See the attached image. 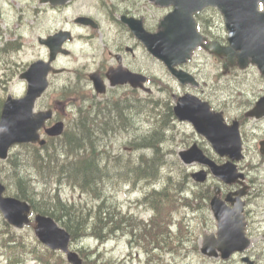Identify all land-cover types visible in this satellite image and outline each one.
I'll use <instances>...</instances> for the list:
<instances>
[{
	"label": "trees",
	"instance_id": "trees-1",
	"mask_svg": "<svg viewBox=\"0 0 264 264\" xmlns=\"http://www.w3.org/2000/svg\"><path fill=\"white\" fill-rule=\"evenodd\" d=\"M76 97L84 100L82 94H78ZM109 102L96 104L92 110L87 107L78 110L76 119L73 121L74 126L70 127V130H77V135H71L70 131L66 132L58 145L63 152L61 154L64 157L63 160L55 152L57 146L49 149L45 147L44 151L25 146V153L21 157L11 158L6 164L7 170L2 174L6 178L4 181L8 187L7 191L10 196L29 202L34 213L54 218L68 231L74 244L84 236H92L100 241L116 236L114 229L118 231L121 228L120 225L118 227L113 225L116 220L110 215L112 213L117 221L122 225L124 223L128 229H121L118 232L123 233L125 230L127 233L129 231L130 235H136L135 243H139L137 228L146 235L145 238L149 239L147 243H141L144 248L150 245L157 249H164L165 245L170 244L169 249H176L177 244L170 243L168 229L162 224L165 223V215L169 213L167 207L174 204L172 191L181 189L183 180L179 176H175L176 174H161L160 167L165 163L163 154L158 153L160 137L140 136L139 142L136 140L132 142L137 147L150 149L153 153L152 157L140 155L139 163H133L130 159L125 161L119 159L120 157L110 159L104 156L107 154L105 150L107 146L101 140L106 136L105 134L107 133V136L111 133L117 134L122 123L120 121H123L124 118L130 119L133 113L136 111L141 113V109H143V104L134 97L120 96L109 100ZM115 102H118V106ZM148 115L154 118V114ZM79 129L84 133L81 139H79L81 136L78 132ZM28 169L37 173L35 176L46 185V188L35 193L31 176L25 174ZM117 175L133 185L138 181L140 183L151 182L154 185L160 183V192L149 189L148 194H144L147 196L145 198L147 204L155 211L152 221L148 225L145 226L132 219L129 221L121 219L118 217L116 204L105 197V181ZM172 176L175 177L171 178ZM0 178L3 177L0 176ZM60 179L74 189L83 192L86 200L90 202V207L87 208L88 204L85 205L81 202L82 200L70 205L66 204L59 200L56 193H51L48 184L52 186L51 183ZM183 230L180 231L183 232ZM183 234L187 235L186 232ZM179 243H181L180 240H178ZM78 252L86 258L85 264H95V260L90 259L92 252L88 248L81 247ZM29 257L33 258L37 264H66L60 255L41 248L30 237L15 232L0 216V258L10 264Z\"/></svg>",
	"mask_w": 264,
	"mask_h": 264
},
{
	"label": "water",
	"instance_id": "water-1",
	"mask_svg": "<svg viewBox=\"0 0 264 264\" xmlns=\"http://www.w3.org/2000/svg\"><path fill=\"white\" fill-rule=\"evenodd\" d=\"M55 3H64L65 0H54ZM161 6L173 5L174 11L162 23L163 31L155 36L145 35L140 25L135 22H128L129 27L136 36L146 44L148 49L159 57L168 58L169 51L175 50L173 54L181 55L182 49L175 43L173 36L191 37L193 35L192 23L190 20L191 13L199 8L205 2H214L223 4L219 5L220 10L227 21L229 27V42L230 49H241L244 53H249V48L257 50L254 57L261 58L262 64L258 67L264 74V14L256 12V3L258 0H155ZM177 22L171 30L172 25ZM236 28V30H234ZM174 31V32H173ZM63 39V35L58 34L55 37L46 40L44 43L49 46L51 58L58 52V48H54L52 41ZM258 47V48H257ZM187 52V51H186ZM181 61L186 57V53L182 54ZM245 55V54H244ZM246 56V55H245ZM173 62H169L171 64ZM50 70L48 64L41 62L32 65L29 71L23 76L28 81V92L26 97L21 101L7 100L3 106L0 116V159L7 157L8 148L15 143L38 142L43 145V141H39L37 131L44 126L46 119L50 118V112L32 113L34 101L41 95L46 88V75ZM176 76L180 81H185L184 75L177 73ZM112 85L123 84L130 81L132 84L136 81L143 82L144 79L132 74H117L112 75ZM95 89L97 92L104 91L99 81L94 80ZM260 104L257 108L261 109ZM256 108V109H257ZM261 111V110H258ZM176 115L180 119H190L191 112L185 105L179 104L175 108ZM264 114L260 112L258 116ZM191 120V119H190ZM207 121L195 123L197 131L204 135L211 143L213 149L220 156H227L229 162L225 165L216 167L213 163L204 158L201 153L195 152L191 148L183 157L185 163L197 161L211 168L212 173L230 184L238 177L243 178V175L236 174L233 161H238L241 158V142L236 126L232 127H207ZM61 125H56L48 131L49 134H59ZM203 181L204 174H201ZM4 187L0 184V212L5 220L17 227L21 228L24 224L29 223L27 215L29 207L25 202L18 201L15 198H2ZM215 217L218 219V243L220 250L228 247L226 253L222 254L223 258H227L232 251L244 250L248 242L244 239L243 228L244 224L238 212H230L222 207L216 199L211 202ZM224 208V209H223ZM34 232L38 239L46 246L52 249H60L64 252L68 248L69 237L48 218H35ZM214 248V241L204 240L203 253L215 255L210 247ZM223 251V250H222ZM68 260L73 264H79L76 257L68 253Z\"/></svg>",
	"mask_w": 264,
	"mask_h": 264
},
{
	"label": "rangeland",
	"instance_id": "rangeland-1",
	"mask_svg": "<svg viewBox=\"0 0 264 264\" xmlns=\"http://www.w3.org/2000/svg\"><path fill=\"white\" fill-rule=\"evenodd\" d=\"M148 4V1L144 3V0L140 1V6H137L140 8V11L146 12V26L151 30L155 31L157 28V25L159 23V19L161 15L165 12L163 9L160 8H155V9H147L143 6ZM37 6H40L37 1L35 0H0V12L2 11L3 14L0 16V28L5 29L8 25L12 29H17V26H15V17L16 14L21 12L20 8H23L24 11L27 13H30V11L33 8H36ZM88 1L87 0H77L75 6L68 10L67 12L61 11L58 13H52V12H46L43 16L42 15H37V17H34L30 15L29 17H24V15H21V19L23 21V24H27L26 27L23 29L22 34L24 38L28 41V44H25V46L22 48L20 53L17 55H13L11 57H5L4 61L6 64H14V62L17 64L18 69L20 70L22 65L34 58L44 56V50L41 49L36 43L33 45H29L30 43L33 42V37L35 38L37 34L46 32L47 30H51L54 28L66 26L69 23H71V16L74 13L78 12H86L88 10ZM138 16H140L138 14ZM163 16V15H162ZM33 20V22H32ZM42 22L40 24L39 29H33L32 27L37 21ZM216 29H219V26L217 23H215ZM222 28V27H221ZM38 38V37H37ZM111 38H109L110 40ZM94 48H101L100 45V40L98 39L96 41V45ZM72 50V56L70 58L64 59L60 62V64H63V66L69 68L70 70H75V69H82V70H89L91 69V62L89 60V55H88V46L82 45L80 42L79 44L75 43V46L71 49ZM144 69L145 71L151 72L152 75L155 76H160L163 79L164 77V69L163 67L156 61L153 60H148L146 56L142 55L141 59V67L140 69ZM202 68L204 70H201L199 73V77L203 79V81L207 85H212L211 83L212 80H214L213 75L215 74V68L214 63L205 61L202 62ZM201 69V67L199 68ZM2 73L0 72V75ZM235 71H231L228 74L224 75L226 77L222 78V81L228 79L230 76L234 75ZM237 74V73H236ZM72 75H62V76H53L51 79V86L45 95L43 99H41L38 104L36 109H39L42 106H45L49 103L52 102L54 98H58L60 95V90L61 88L66 84L67 81L72 80ZM239 80H243L242 84L237 85L238 88L234 87L233 85L229 84L228 82L223 83L220 82L219 86L221 89H223L220 92L217 93L218 97V109L220 110H230L231 107L234 108L233 114H237V109L242 107L244 104L247 102L251 101L252 95H255L259 89H264V80L259 77V74L257 73L256 69L250 68L247 71L241 72L238 78L236 79V82ZM225 84V85H224ZM231 85V86H229ZM83 87L85 89V82H83ZM224 87H230L234 90L233 96L231 94H227V91ZM8 90L9 92H12L14 94L19 95L23 91V84L19 83L17 78H16V73L15 76L13 77L12 81L8 85ZM87 90V89H85ZM122 91H112L111 93H108L107 97H99V100H105L109 98L110 96H113L115 94H120ZM155 96L156 97H163V89L161 87H156L155 88ZM228 102V103H226ZM217 105V104H216ZM215 105V106H216ZM217 107V106H216ZM127 111V109H126ZM75 112V110H74ZM129 112V110L127 111ZM68 119L71 120L73 119V116H70V111L68 113ZM140 115L136 116L135 118V125H132V120L131 118H124L123 121H120L121 127L118 129V133L113 135V133L109 134L107 136V133L105 134L106 136L103 138L102 143H105L107 146L106 150L109 155H113V153L119 152V150L125 146L128 145V140L130 139L131 136L133 135H142L145 134V131H148L150 129V126L146 122H142V118L144 116V112L139 113ZM70 123V122H69ZM132 125V126H131ZM253 125V123L251 124ZM259 130H257V134H262L264 131V123L260 124ZM134 129V130H132ZM131 130L128 134H124L125 131ZM126 131V133H127ZM74 130H70V133H73ZM123 133V134H122ZM163 151H166V147H162ZM112 149V150H111ZM179 148H174V151H177ZM126 152L127 157H133L136 158L138 157L141 153H145L148 156H151L152 153L150 151H131L127 147V149H124ZM114 151V152H112ZM116 151V152H115ZM168 163V162H167ZM170 164L168 165L169 167H172V164L181 167L184 172L188 173L191 172L193 169L196 168L195 165L191 166H185L182 165L180 162H169ZM248 167L249 169V163L243 164ZM255 165V164H254ZM186 170V171H185ZM252 174V173H251ZM248 174V176H251L253 179L254 177L256 180L261 183V188L264 190V164L260 167L258 170L257 174ZM32 180L36 179L37 182V177H35L33 174L30 175ZM109 181H106V190H110L108 192V196H111V199L109 198L110 201L115 202L118 206L121 203V208L125 212L127 210H130L131 207H133L136 210L137 215H141L142 209H136L134 206L136 195H134V192H138V189L136 187L130 188L129 186H122V184H119L117 181L112 182L114 180L108 179ZM216 180L214 178H210L209 183H215ZM130 188V190H127L126 188ZM190 187L193 188L192 184H190ZM60 196L64 200H79L81 198L80 194L77 193L76 190H71L67 188L64 185H60ZM87 208L90 207V202L86 200ZM137 206H140V204H137ZM251 211H261L264 209V197L257 199L253 202V204L249 208ZM146 214V213H145ZM259 215V213H257ZM261 214V213H260ZM110 215L115 219L116 221L114 222L113 225L119 226L121 229L122 223L117 221V219L113 216L112 213ZM145 216V215H144ZM191 217V220L189 221L190 226L194 228L190 229L191 232H194V239H192L188 243V248L193 247V245L196 243L198 246L201 244V238L203 233H215L216 231V223L211 217V214L208 210L199 213V214H194V215H189ZM264 219L263 215H259V217L255 220L261 221ZM252 221L254 219H249V227H248V233H250L252 230H255V223L252 224ZM105 232V231H104ZM114 232L116 233V229H114ZM22 233L24 236H30L34 237L32 235L31 230L25 229L23 230ZM120 235H123L124 237H119ZM118 235L117 239L108 240L109 242L100 245V242H96L93 240L89 239H79L78 243H81L82 246H87L91 250H95L97 253H101L102 255L95 256L92 254V257L95 259V264L102 262L103 259H107L110 262L106 264H144L146 263V255L143 251L139 250L137 247H132L130 244H127V240L124 234ZM79 245V244H77ZM186 258L184 260L180 258H176L175 260H171V262H167L168 264H241L240 262V255L234 256L231 260L228 259L227 261H221L220 259H208L204 256H202L199 251L195 252L192 251L191 254H186ZM251 260L257 261L256 264H264V241L256 231L254 232V236H252V244L249 248V250L245 253ZM170 259L169 255L163 256L162 257V264L165 263L164 260ZM0 264H6L2 261H0Z\"/></svg>",
	"mask_w": 264,
	"mask_h": 264
},
{
	"label": "flooded vegetation",
	"instance_id": "flooded-vegetation-1",
	"mask_svg": "<svg viewBox=\"0 0 264 264\" xmlns=\"http://www.w3.org/2000/svg\"><path fill=\"white\" fill-rule=\"evenodd\" d=\"M130 49H131V51H126V47H124V49H123V51H121V49L120 48H118L117 47V49H115V53H113L114 55H119V57H120V61L122 62V61H126V59H125V55L126 56H128V57H130L131 59H133L134 60V48H132V47H130ZM108 54V56H109V59L108 60H103L101 63H100V65H99V67L96 69V71L100 74V76H104V73H105V69L106 68H108L109 66L111 67V65L114 63V61H115V63L117 62V60L115 59V57H114V55H112L111 53H107ZM132 60V61H133ZM204 141L203 140H193V141H191V144H196L199 148H201L202 149V147L203 146H201L202 145V143H203ZM203 150V149H202ZM204 151V153L208 156V157H210L212 160H214V161H216V162H221V161H223V159H219V158H217V157H215L214 155H211L210 153H209V151H206V150H203ZM249 183V182H248ZM238 189V187H234V188H231L230 189V191H236ZM258 191V188L257 187H255L254 186V188L252 187V185L250 184V192L248 193V195L246 196V198H245V200L247 199H249V196H250V194L252 193V191Z\"/></svg>",
	"mask_w": 264,
	"mask_h": 264
},
{
	"label": "bare ground",
	"instance_id": "bare-ground-1",
	"mask_svg": "<svg viewBox=\"0 0 264 264\" xmlns=\"http://www.w3.org/2000/svg\"><path fill=\"white\" fill-rule=\"evenodd\" d=\"M112 102V101H111ZM121 102V101H120ZM105 103V102H104ZM110 103V102H109ZM116 103V102H115ZM118 103V102H117ZM117 103H116V105H117ZM111 104V103H110ZM112 105V104H111ZM114 105V104H113ZM103 106V105H102ZM118 106V105H117ZM113 107V106H112ZM116 107V106H115ZM98 109V108H97ZM99 110V109H98ZM103 110V109H102ZM115 110V109H114ZM107 111V110H106ZM100 112V111H99ZM114 114V113H113ZM108 115V114H107ZM98 116V115H97ZM112 117V116H111ZM115 117V116H114ZM99 118V117H98ZM113 118V117H112ZM109 119V118H108ZM94 120H96V119H94ZM113 121V120H112ZM108 122V121H107ZM110 122V121H109ZM92 124V123H91ZM90 124V125H91ZM112 124V123H111ZM134 125H135V123H134ZM107 126H108V124H107ZM88 129V128H87ZM81 130L79 129V133H80V135L81 136H79V139H81V138H83V135H84V133L83 132H80ZM77 135V130H74V132L73 133H71V135ZM152 194V193H151ZM123 231V230H122Z\"/></svg>",
	"mask_w": 264,
	"mask_h": 264
}]
</instances>
